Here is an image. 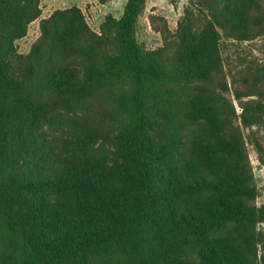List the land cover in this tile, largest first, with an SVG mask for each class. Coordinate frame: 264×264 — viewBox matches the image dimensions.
Instances as JSON below:
<instances>
[{"label":"trees","instance_id":"1","mask_svg":"<svg viewBox=\"0 0 264 264\" xmlns=\"http://www.w3.org/2000/svg\"><path fill=\"white\" fill-rule=\"evenodd\" d=\"M40 3L0 0V264H264V74L240 115L222 79V40L264 37V0H190L154 50L147 0L99 33L57 10L22 55Z\"/></svg>","mask_w":264,"mask_h":264},{"label":"rangeland","instance_id":"2","mask_svg":"<svg viewBox=\"0 0 264 264\" xmlns=\"http://www.w3.org/2000/svg\"><path fill=\"white\" fill-rule=\"evenodd\" d=\"M126 2L127 0H111L103 5L99 0H41V18L29 26L27 32L29 34L17 42V45L19 44L22 51L27 52L30 45L39 38H37L38 26H40L41 19L49 17L57 10L71 7L80 8L91 29L99 33L100 27L108 15H113L116 18L122 16ZM189 2L190 0H175L173 4L171 0H147L146 10L137 26L139 42L150 50L161 47L163 45L162 37L157 29L167 26L170 31H174ZM222 57L224 73L222 79L228 82L230 88L226 96L233 101L237 113L240 115V102L236 100L234 91L236 89L245 91L253 84L255 75L262 76L264 74V37L244 43L223 39ZM260 83L259 87L264 91V80ZM236 124L239 125L240 122H236ZM242 131L245 137L251 132L243 127ZM253 131L257 132L256 129ZM247 146L255 184L259 190L256 204L260 206L264 204V165L261 164L255 148L251 144ZM261 228L264 229V224Z\"/></svg>","mask_w":264,"mask_h":264},{"label":"built area","instance_id":"3","mask_svg":"<svg viewBox=\"0 0 264 264\" xmlns=\"http://www.w3.org/2000/svg\"><path fill=\"white\" fill-rule=\"evenodd\" d=\"M39 20V19H38ZM37 20V21H38ZM37 21H35V22H37ZM38 36H37V38L38 37H40V34H41V31H40V26H38ZM29 33H27V35H28ZM26 35V36H27ZM25 36V37H26ZM25 37H23L22 39H20V40H18L17 42H19V41H21V40H23ZM37 40V39H36ZM17 42H16V47H17V50H18V53H20V54H22V55H26V54H28L29 52H30V50H31V48H32V46H33V44L35 43V41L30 45V47H29V50L27 51V52H24V51H22L21 49H20V47H19V44L17 45Z\"/></svg>","mask_w":264,"mask_h":264}]
</instances>
